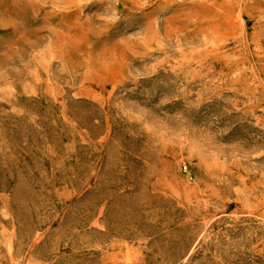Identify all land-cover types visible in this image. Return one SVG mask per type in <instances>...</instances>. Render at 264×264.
I'll list each match as a JSON object with an SVG mask.
<instances>
[{
    "label": "rangeland",
    "instance_id": "1",
    "mask_svg": "<svg viewBox=\"0 0 264 264\" xmlns=\"http://www.w3.org/2000/svg\"><path fill=\"white\" fill-rule=\"evenodd\" d=\"M0 264H264V0H0Z\"/></svg>",
    "mask_w": 264,
    "mask_h": 264
}]
</instances>
